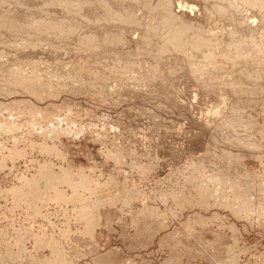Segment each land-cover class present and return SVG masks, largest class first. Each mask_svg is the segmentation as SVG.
<instances>
[{"label":"rangeland","instance_id":"rangeland-1","mask_svg":"<svg viewBox=\"0 0 264 264\" xmlns=\"http://www.w3.org/2000/svg\"><path fill=\"white\" fill-rule=\"evenodd\" d=\"M69 1L0 0V119L9 108L20 114L15 129L0 125V264H264V23L259 15L243 0H219L221 6L218 0ZM164 1L173 25L185 22L190 29L181 48L199 37L200 46L190 45L193 52L169 51L161 26L168 19L160 12ZM153 2H162L159 13ZM211 2L217 8H210ZM122 11L135 20L119 22ZM9 20L18 30H6ZM38 24L45 25L43 31ZM92 36L98 38L91 42ZM158 41L162 48L152 43ZM221 52L230 53L220 57ZM42 109L48 117L33 114ZM49 130L57 131L53 139L44 134ZM15 150L21 156L9 158ZM45 163L63 179L56 186L68 198L76 194L69 183L81 182L78 172L95 194L77 190L82 202L75 203L49 201L54 191L48 189L41 191L44 203L15 195L26 178L38 179ZM65 170L72 171L70 182ZM215 175H223V189L213 190L209 183V194L197 186ZM110 181L117 184L109 186ZM234 184L242 192L234 193ZM222 201L234 202L238 213ZM83 215L100 217L91 234L84 231ZM198 217L207 220L197 222Z\"/></svg>","mask_w":264,"mask_h":264},{"label":"bare ground","instance_id":"bare-ground-1","mask_svg":"<svg viewBox=\"0 0 264 264\" xmlns=\"http://www.w3.org/2000/svg\"><path fill=\"white\" fill-rule=\"evenodd\" d=\"M69 1V0H68ZM121 1V0H120ZM128 1H130V0H128ZM132 1V0H131ZM135 1V0H134ZM198 2H199V0H197ZM206 1H209V0H206ZM206 1H203V2H206ZM226 1V0H225ZM244 1V3H246L248 6H250V8L248 7V6H246L244 3V5L246 6V8L248 7L249 9H252V10H254V12L257 14V15H259V17L261 18V20L263 21V23H264V2L263 1H256V0H243ZM70 2V1H69ZM137 2V1H136ZM142 2V4H144L145 2L148 4V2H147V0L144 2V0L143 1H141ZM144 2V3H143ZM150 2V1H149ZM203 2H201L202 4H203ZM212 2H214L213 0H212ZM211 2V3H212ZM218 2H219V0H218ZM222 2H224V1H222ZM233 2V1H232ZM240 2H242V1H240ZM19 3V2H18ZM59 3V2H58ZM67 3V2H66ZM132 3V2H131ZM140 2H139V0H138V4H139ZM151 3V2H150ZM150 3H149V5H150ZM160 3H162V2H160ZM160 3H154L153 2V6L154 7H156L158 4H160ZM207 3H210V2H207ZM207 3H205V5L204 6H206V4ZM217 3V2H216ZM220 3V2H219ZM234 3V2H233ZM232 3V4H233ZM13 4V3H12ZM142 4H141V6H142ZM147 4H144V5H147ZM163 4H165L164 6H162L163 7V9L161 8V13L162 14H164V15H162V14H160V17H161V15L163 16V17H167L168 19L166 20V21H164L165 20V18L163 19V21H164V25L162 24L161 26H165V27H163V28H165V30L162 32V34L164 33V32H167L168 34H166L167 35V37L166 38H164L165 40H168V42L170 43V48H172V49H170V48H168V50L171 52V50H173V48H181V44H183L182 42L184 41V40H186V37H189L190 36V29H188V28H186V26H185V24L183 25L182 23V26H181V24H179V28H177V27H175V26H177V25H173V20H174V18H173V20H172V17H170V14L168 13L169 12V5H166V4H168V2H166L165 3V1L163 2ZM213 5L212 6H210V8L211 7H214V8H217V6L215 7V5H214V3H212ZM23 5V4H22ZM65 5V4H64ZM100 5V4H99ZM131 5V4H130ZM133 5V4H132ZM156 5V6H155ZM178 5V4H177ZM208 5V4H207ZM217 5H218V3H217ZM222 4L220 3V6H221ZM226 5V4H225ZM242 5V4H241ZM58 6V5H57ZM65 6H67V5H65ZM152 6V7H153ZM226 6H228V4L226 5ZM68 7H70V6H68ZM104 7H106V6H104ZM137 7H138V5H137ZM136 7V8H137ZM139 7H140V5H139ZM145 9H146V7L145 6H143ZM154 7H153V9H154ZM58 8H60L59 6H58ZM87 8V7H86ZM101 8V7H100ZM107 8V7H106ZM149 8H151V7H148L147 6V9L149 10ZM205 8V7H204ZM223 8V7H222ZM4 9V8H3ZM9 9V8H8ZM61 9V8H60ZM77 9V8H76ZM80 9V8H79ZM84 9V8H83ZM89 9V8H88ZM110 9V8H109ZM152 9V8H151ZM150 9V10H151ZM157 12H158V10H159V6H157ZM155 9V10H156ZM65 10V9H64ZM100 10H103V8H101ZM105 10V9H104ZM111 10V9H110ZM136 10H138V9H136ZM142 10V9H141ZM154 10V11H155ZM222 10V9H221ZM6 11V10H5ZM63 11V10H62ZM67 11V10H66ZM79 11V10H78ZM82 11V10H81ZM133 11V10H132ZM144 11H146V10H144ZM152 12H153V10H151ZM214 11V10H213ZM216 11V14H217V10H215ZM224 11H225V8H224ZM224 11H223V13H224ZM69 12V11H68ZM93 12V11H92ZM102 12V11H101ZM112 12V11H111ZM129 12V11H128ZM205 12V11H204ZM207 12V11H206ZM219 12V11H218ZM235 12V11H234ZM237 12V11H236ZM6 13V16H7V14H8V12L6 11L5 12ZM10 13V12H9ZM65 13V12H64ZM108 13V12H107ZM106 13V14H107ZM119 13H121V12H118V14ZM122 13H124V11H122ZM159 13V12H158ZM220 13V12H219ZM222 13V14H223ZM60 14V13H59ZM105 14V13H104ZM110 14V13H109ZM126 13H124V14H120V16H117V20H120L119 22H121L122 20H124L125 22L127 21H129L130 23L131 22H133L134 20H135V18L133 17V14L132 13H127L126 15H125ZM139 14V13H138ZM147 14V13H146ZM148 14H150L151 15V13H150V11H149V13ZM221 14V15H222ZM236 14V13H235ZM65 15L66 16H68L67 15V12L65 13ZM102 15V14H101ZM116 15H117V13H116ZM135 15V14H134ZM159 15V14H158ZM158 15H156L155 14V16H158ZM173 15H174V13H173ZM206 15V14H205ZM218 15V14H217ZM220 15V14H219ZM253 15V14H252ZM62 16H64V15H62ZM81 16V15H80ZM87 16V15H86ZM90 16V15H89ZM137 15H135V17H136ZM154 16V15H153ZM154 16V17H155ZM223 16V15H222ZM83 17V16H82ZM82 17H80V19L82 18ZM110 18L112 17V16H109ZM152 17V16H151ZM154 17H152V18H154ZM174 17V16H173ZM178 17V16H177ZM176 17V18H177ZM258 17V18H259ZM33 18V17H32ZM40 18V17H39ZM64 18H66L65 16H64ZM86 18H88V17H86ZM86 18H84L85 20H86ZM180 18V17H179ZM251 18H252V16H251ZM255 18V17H254ZM30 19V18H29ZM60 19V18H59ZM83 19V18H82ZM83 19V20H84ZM106 19H108V18H106ZM106 19H104L106 22H108V20H106ZM127 19V20H126ZM140 19V18H139ZM161 19V20H162ZM88 20V19H87ZM86 20V21H87ZM103 20V21H104ZM110 20V19H109ZM178 20V19H177ZM177 20H175V21H177ZM181 20V19H180ZM251 20V19H250ZM37 21H38V19L36 20V22L35 23H37ZM46 21V20H45ZM116 21V20H115ZM124 21H122V22H124ZM139 21H141V19L139 20ZM139 21H137V22H139ZM3 22V21H2ZM8 22V23H7ZM7 22H5V23H7V28L8 29H6V28H4L3 30H18V26H15L16 24H13L12 22H11V20H9V21H7ZM41 22H42V20H41ZM67 23H68V21H66ZM72 22V21H71ZM100 22H102V21H100ZM119 22H118V25H120L119 24ZM124 22V24L126 25L127 23H125ZM178 22H179V20H178ZM4 23V22H3ZM40 23V22H39ZM45 24H47V25H49L47 22H44ZM50 23H51V27H52V25H54V24H52V22L50 21ZM97 23V22H96ZM117 23V21L115 22V24ZM130 23H128V25H127V28H129L128 26H131V25H129ZM134 23H136V22H134ZM141 22H139V23H137V24H140ZM260 23V22H259ZM64 24V23H63ZM62 24V27L63 26H65V25H63ZM77 24H79V23H77ZM86 24H87V22H86ZM124 24L122 25V26H124ZM5 25V24H4ZM34 25H36L37 26V24H33V28H35L36 29V26H34ZM39 25V28H40V24H38ZM47 25H46V27H47ZM70 25H71V23H70ZM69 25V26H70ZM74 25V24H73ZM73 25H72V28H73ZM97 25V24H96ZM103 25H105V24H103ZM118 25H116V26H118ZM197 25V24H196ZM199 25V24H198ZM253 25H254V23H253ZM261 25H263V24H261ZM1 26V25H0ZM55 26V25H54ZM53 26V27H54ZM60 27H61V25H59ZM67 26V25H66ZM136 26H138V25H136L135 24V27ZM156 27H157V25H155ZM159 27H160V25H158ZM189 26V25H188ZM258 26V25H257ZM6 27V26H5ZM44 27H45V25H44ZM43 27V28H44ZM120 27V26H119ZM140 27H141V25H140ZM151 27V26H150ZM20 28V27H19ZM41 28H42V26H41ZM39 29V30H42L43 31V28L42 29ZM47 28H49V26L47 27ZM46 28V29H47ZM56 28H58V26H56ZM55 28V29H56ZM64 28V27H63ZM65 28H67V27H65ZM100 28V27H99ZM126 28V27H125ZM158 28V27H157ZM46 29H44V31L46 30ZM55 29H54V31H55ZM70 29V28H69ZM74 29V28H73ZM72 29V30H73ZM96 29V28H95ZM122 29H123V27H122ZM132 29H134V28H132ZM139 29H141V28H139ZM147 29H148V26H147ZM154 29H155V27H154ZM153 29V30H154ZM196 29V28H195ZM261 29V28H260ZM22 30V29H21ZM30 30V29H29ZM32 30V29H31ZM59 30V29H58ZM89 30V29H88ZM103 30V29H102ZM105 30V29H104ZM144 30V29H143ZM142 30V31H143ZM149 30H150V28H149ZM149 30H145V32L146 31H149ZM156 30V29H155ZM254 30V29H253ZM258 30V29H257ZM33 31V30H32ZM49 31H51V30H49ZM53 31V30H52ZM56 31H57V29H56ZM60 31V30H59ZM67 31V30H66ZM76 31V30H75ZM100 31V30H99ZM118 31V30H117ZM124 31V30H123ZM126 31V30H125ZM128 31V30H127ZM151 31H152V29H151ZM150 31V32H151ZM158 31V30H157ZM156 31V32H157ZM160 31H162V28H161V30ZM159 31V33H161ZM196 31V30H195ZM198 31H200V30H198ZM15 32H17V31H15ZM20 32V31H19ZM61 32V31H60ZM59 32V33H60ZM73 32V31H72ZM78 32V31H77ZM104 32V31H103ZM120 32H122V31H120ZM145 32H143V33H145ZM193 32V31H192ZM253 32V31H252ZM1 33V32H0ZM3 33V32H2ZM5 33H9L8 31L7 32H5ZM11 33V32H10ZM13 33V32H12ZM23 33V32H22ZM69 33V32H68ZM107 33H110V32H107ZM147 33V32H146ZM152 33V32H151ZM158 33V32H157ZM233 33V32H232ZM15 34V33H14ZM21 34V33H20ZM64 34V33H63ZM70 34V33H69ZM96 34V33H95ZM103 33H101V35H102ZM112 34V33H111ZM110 34V35H111ZM114 34V33H113ZM118 34V33H117ZM121 34H123V32L121 33ZM153 34H154V32H153ZM187 34V35H186ZM193 34V33H192ZM195 34V33H194ZM248 34V33H247ZM255 34V33H254ZM16 35V34H15ZM50 35V34H49ZM152 35V34H151ZM160 35V34H159ZM164 35V34H163ZM186 35V36H185ZM233 35V34H232ZM256 35H257V33H256ZM256 35H255V37H256ZM2 36H3V34H2ZM26 36V35H25ZM72 36H73V34H72ZM80 36V35H79ZM90 36V35H89ZM98 37H99V35H97ZM103 36V35H102ZM107 36V35H106ZM112 37H113V35H111ZM116 36H118V37H116V38H119V35H116ZM144 37H145V35H143ZM156 37H157V34L155 35ZM203 36V35H202ZM246 36H248V35H246ZM264 36V35H263ZM71 37V36H70ZM69 37V38H70ZM81 37V36H80ZM98 37H96V38H98ZM112 37H111V39H112ZM150 37V36H149ZM148 37V40L150 39ZM156 37H154V39H157ZM195 37V36H194ZM242 37V36H241ZM251 37H252V35H251ZM250 37V38H251ZM86 38H88V37H86ZM94 36H92V40H91V42L92 41H94V39H96V38H94ZM102 38V37H101ZM105 38H109V37H105ZM159 38H161V36L159 37ZM81 39V38H80ZM114 39V38H113ZM125 39V38H124ZM151 39H153V38H151ZM150 39V40H151ZM189 39H190V37H189ZM192 39H193V37H192ZM195 39V38H194ZM209 39V38H208ZM207 38H206V40H208ZM6 40H8V39H6ZM16 40V39H15ZM84 40V39H83ZM106 40H108V39H106ZM106 40H105V42H106ZM126 40V39H125ZM141 40V39H140ZM204 42H206L205 41V39L203 38L202 39ZM256 40V39H255ZM25 41V40H24ZM49 41V40H48ZM86 41V40H85ZM90 40H87L86 42H87V44L88 43H91V42H89ZM109 41H111V40H109ZM114 41H115V39H114ZM117 41V43H118V40H116ZM121 41V40H120ZM119 41V43H121ZM154 41V40H153ZM157 41V40H156ZM162 41H164V40H162ZM190 41V40H189ZM240 41V40H239ZM243 41V40H242ZM241 41V42H242ZM257 42L258 41H260V40H256ZM5 42V41H4ZM14 42V41H13ZM12 42V43H13ZM23 42V41H22ZM95 42H96V40H95ZM113 41H111V42H109V43H112ZM123 42V41H122ZM131 42V41H130ZM143 42L145 43L146 41H144L143 40ZM143 42H141V43H143ZM148 42V44L150 43L149 41H147ZM187 43V41H184V43ZM192 42V41H191ZM193 42H198V45L200 46V44H199V37H196V40L195 41H193ZM248 42V41H247ZM251 42V41H250ZM2 43V42H1ZM11 43V44H12ZM97 43V42H96ZM115 43V42H114ZM123 43H125V42H123ZM153 44H156V46L157 47H161L162 48V42L160 41H158V42H152ZM196 43H193L194 45H191V46H193L194 48H196L195 46L197 45ZM5 44V43H4ZM10 44V43H9ZM18 44V43H17ZM27 44V43H26ZM36 44H38V43H36ZM40 44V43H39ZM94 44V43H93ZM92 44V45H93ZM98 44V43H97ZM101 44V43H100ZM100 44H99V46H100ZM107 44V43H106ZM113 44V43H112ZM152 44V45H153ZM250 44V43H249ZM2 45V44H1ZM81 45V44H80ZM145 45V44H144ZM150 45V44H149ZM151 45V46H152ZM168 45V44H167ZM190 45H189V43H188V49H185L184 47H186L187 46V44H186V46H182V48L181 49H183L184 48V50H190L189 48H190ZM240 45V44H239ZM253 45V44H252ZM255 45H257V44H255ZM260 44H258L257 46H259ZM9 46V45H8ZM12 46V45H11ZM19 46V45H18ZM35 46V45H34ZM97 46V45H96ZM125 46H126V44H125ZM129 46V45H128ZM136 46V45H135ZM164 46H166V45H164ZM199 46H197V47H199ZM115 47V46H114ZM137 48H138V46H136ZM166 47H168V46H166ZM166 47L164 48V49H161V50H163V51H166ZM244 47V46H243ZM96 48V47H95ZM94 48V49H95ZM135 49L136 50V52H137V50H139L140 51V49H142V47L141 48H139V49ZM144 48V47H143ZM151 48H153V47H151ZM192 48V47H191ZM255 48V47H254ZM257 48V47H256ZM263 48H264V46H263ZM36 49V48H35ZM77 49V48H76ZM92 49V48H91ZM90 49V50H91ZM154 49V48H153ZM159 50H160V48H158ZM262 49V48H261ZM0 50H3V49H0ZM78 50V49H77ZM131 50V49H130ZM145 50V52H146V49H144ZM152 50V49H151ZM176 50V49H175ZM196 50V49H195ZM194 50V51H195ZM235 50V49H234ZM238 50V49H237ZM5 51V50H4ZM10 51V50H9ZM93 51H95L96 52V49L95 50H93ZM134 51V50H133ZM142 51V50H141ZM149 51V49H147V52ZM158 51V50H157ZM181 51V50H180ZM190 51H192V50H190ZM216 51V50H215ZM231 51V50H230ZM244 51V50H243ZM245 51H246V49H245ZM251 51V53H247V54H251L252 55V50H250ZM256 51V50H255ZM254 51V52H255ZM260 51V50H259ZM42 52V51H41ZM103 52H104V50H103ZM106 52V51H105ZM149 52H151V51H149ZM173 52V51H172ZM184 52V51H183ZM193 52V51H192ZM213 52V50H211V53ZM218 51H216V53H217ZM235 52V51H234ZM1 53V52H0ZM39 53H40V51H39ZM82 53V52H81ZM138 53V52H137ZM143 53V51L142 52H140V54L141 55H143L142 54ZM166 53V52H165ZM180 53V52H179ZM189 53V52H188ZM222 53V52H221ZM225 53H228V52H225ZM230 53V52H229ZM229 53L226 55H224V53H222L223 54V56H222V54L220 55V53L218 54V57H219V55H220V57H224V56H226V57H228L229 56ZM256 53V52H255ZM257 53H258V51H257ZM256 53V54H257ZM260 53V52H259ZM263 53H264V49H263ZM21 54V53H20ZM97 54V53H96ZM103 54V53H102ZM127 54V53H126ZM132 55H133V53H131ZM184 54V53H183ZM206 54H207V52H206ZM231 54H237L238 55V53H233V51H231ZM245 54V53H244ZM245 55L246 57H248V58H250V56L249 55ZM256 54H254L253 53V55H256ZM4 55V54H3ZM100 55H101V53H100ZM157 55V54H156ZM207 55H209V54H207ZM211 55H213V53L211 54ZM262 55V54H261ZM260 55V56H261ZM11 56V55H10ZM28 56V55H27ZM93 56H94V53H93ZM144 56H147L146 54L144 55ZM214 56V55H213ZM213 56H211V57H213ZM234 56V55H233ZM81 57V56H80ZM141 57V56H140ZM157 57V56H156ZM168 57V56H167ZM191 57H192V54H191ZM210 57V56H209ZM235 57H237V56H235ZM235 57H233L234 59H235ZM245 57V58H246ZM9 58V57H8ZM109 58H111V57H109ZM108 58V59H109ZM186 58V57H185ZM244 58V59H245ZM247 58V59H248ZM41 59V58H40ZM52 59V58H51ZM54 59V58H53ZM96 59V58H95ZM113 59V58H112ZM119 59V58H118ZM132 59V58H131ZM140 59V58H139ZM191 59V58H190ZM209 59H212V58H209ZM217 59V58H216ZM224 59V58H223ZM250 59H254V57H252V58H250ZM6 60H8V59H6ZM110 60V59H109ZM213 60V59H212ZM113 61V60H112ZM111 61V62H112ZM193 61V60H192ZM108 62V61H107ZM110 62V63H111ZM194 62V61H193ZM114 63V62H113ZM145 63V62H144ZM40 64H42V63H40ZM39 64V65H40ZM127 64H130V63H127ZM131 64L133 65L134 63H132L131 62ZM190 64V63H189ZM194 64V63H193ZM193 64H192V66H193ZM117 65V64H116ZM137 65V64H136ZM135 65V66H136ZM139 65V64H138ZM170 65V64H169ZM107 66H109V65H107ZM172 66V65H171ZM111 67V66H110ZM128 67V66H127ZM130 67H131V65H130ZM33 68V67H32ZM113 68V67H112ZM117 68V67H116ZM132 68V67H131ZM130 68V69H131ZM136 68V67H135ZM192 68V67H191ZM34 69V68H33ZM111 69V68H110ZM115 69V68H114ZM124 69H125V67H124ZM128 69V68H127ZM139 69V68H138ZM137 69V70H138ZM11 70V69H10ZM35 70V69H34ZM116 70V69H115ZM120 70V69H119ZM29 71V70H28ZM111 71V70H110ZM117 71V70H116ZM121 71H122V69H121ZM126 71V70H125ZM46 72V71H45ZM128 72V71H127ZM12 73V72H11ZM123 73H124V71H123ZM42 74V73H41ZM49 74V73H48ZM109 74H110V72H109ZM126 74V73H125ZM134 74V73H133ZM10 75V74H9ZM124 74H122V76H119V77H124L123 76ZM111 76V75H110ZM113 76V75H112ZM115 76V75H114ZM41 77V76H40ZM96 77V76H95ZM20 78V77H19ZM93 78V77H92ZM16 80V79H15ZM31 80V79H30ZM33 80V79H32ZM90 80V79H89ZM109 80V79H108ZM48 81V80H47ZM32 82V81H31ZM80 82V81H79ZM84 82V81H83ZM112 82V81H111ZM127 82V81H126ZM129 82V81H128ZM15 83V82H14ZM23 83V82H22ZM37 83V82H36ZM35 83V84H36ZM41 83V82H40ZM8 84V83H7ZM21 84V83H20ZM34 84V83H33ZM39 84V83H38ZM98 84V83H97ZM126 84V83H125ZM5 85V84H4ZM14 85V84H13ZM43 85V84H42ZM45 85V84H44ZM47 85V84H46ZM45 85V86H46ZM71 85V84H70ZM84 85V84H83ZM119 85V84H118ZM34 86V85H33ZM36 86V85H35ZM35 86H34V88H35ZM38 86V85H37ZM57 86V85H56ZM32 87V86H31ZM40 87V86H39ZM98 87V86H97ZM42 88V87H41ZM122 88V87H121ZM40 89V88H39ZM38 89V90H39ZM80 90V89H79ZM34 91H35V89H34ZM75 92H76V90H75ZM72 93V92H71ZM41 95H42V93H41ZM36 96H38V95H36ZM97 96V95H96ZM6 108H8V107H6ZM39 109V108H38ZM34 110V109H33ZM38 111H40V110H38ZM46 111H48V110H46ZM46 111H44L43 109H42V111L41 112H34L33 114H35V116L36 117H38L39 115L40 116H42V115H45V117H48V115H49V112H46ZM6 112H7V116L6 117H9L8 119L5 117L4 118V120H6L7 121V124H6V122H4V120L3 119H0V125L4 128V129H6L7 128V131L10 129H15L16 127L15 126H17L18 124L16 123V120H17V118L20 116V114H17L14 110H12V108H9V109H6ZM30 114V113H29ZM32 114V115H33ZM34 116V115H33ZM39 116V117H40ZM32 117V116H31ZM54 117V116H53ZM58 117V116H57ZM55 118V117H54ZM35 119V118H34ZM46 119V118H45ZM53 120V119H52ZM32 121V120H31ZM54 121V120H53ZM64 121V120H63ZM67 121V120H66ZM14 122V124L12 125V123ZM58 122V121H57ZM45 123H46V121H45ZM48 123V122H47ZM16 124V125H15ZM49 124V123H48ZM47 124V125H48ZM11 126V127H10ZM1 127V128H2ZM15 127V128H14ZM56 127V126H55ZM54 127V128H55ZM48 128V127H47ZM1 130H3V129H1ZM4 131H6V130H4ZM53 131V132H52ZM49 130V131H46V132H44V134H46L45 136H50V138H52L53 136L55 137V135H53V134H55L56 132L54 131V130ZM62 131V130H61ZM55 132V133H54ZM246 132V131H245ZM65 134H66V132H65ZM92 134V133H91ZM57 135V134H56ZM79 135V134H78ZM52 136V137H51ZM8 137V136H7ZM7 139V138H6ZM53 139V138H52ZM51 140V139H50ZM44 141V140H43ZM52 141V140H51ZM45 142V141H44ZM32 145V144H31ZM42 145V144H41ZM53 145V144H52ZM39 147V146H38ZM31 148H32V146H31ZM42 148H43V150L46 152H54V150H53V147H52V149L51 148H49L48 146H46V145H43L42 146ZM14 149V148H13ZM40 152V151H39ZM24 153V152H23ZM55 154V153H54ZM45 155V154H44ZM48 155V154H47ZM9 156V158H11V157H13V158H16V157H19V156H21V152L19 153L18 151H11V154H9L8 155ZM6 157V156H5ZM57 157V156H56ZM118 157V156H117ZM125 157V156H124ZM61 158V157H60ZM2 159H4V157L2 158ZM1 162V161H0ZM1 164H3V162L1 163ZM122 164V163H121ZM126 164V163H125ZM45 166L44 167H42L41 168V173H40V176L38 177V179L37 178H35V177H32V178H26L25 179V183H24V185H23V189H14V190H16V193H15V195H17V193L21 196H24V197H27L26 196V194H28V196H31L32 198H34L35 200L37 199V201H41V202H43L44 203V201L46 200V197L45 196H42V194H41V191H42V193H45L44 191H46L47 192V189L48 190H52V191H54V195L53 196H50V197H48L49 198V201H50V199H52V200H56V201H60V202H72V203H75L77 200H78V198H79V202H82V196H80L79 195V193L77 192V190H80V189H82V192L85 190V189H87L88 191V193H91V194H95V187L94 188H90V187H88L87 186V183H85V180H84V178L85 177H87V176H84V173L83 172H78L77 173V176L79 177V179L81 180V182H80V184H77L76 185V183H74V184H72V183H69V185L71 186V187H73V192L74 193H76V194H73V196H71V198H68L67 196H65L64 195V193H61V191L58 189V186H56V184H61L62 183V181L61 180H63V179H61L56 173H54L53 174V172H52V168H51V166L48 164V163H45L44 164ZM1 166V165H0ZM148 166H150V165H148ZM196 167V166H195ZM139 168H141V167H139ZM191 168V167H190ZM57 169H58V167H57ZM192 170H193V168H192ZM195 170V169H194ZM203 170V169H202ZM10 171V170H9ZM37 171V170H36ZM64 171V170H63ZM66 171V170H65ZM55 172V171H54ZM62 172V171H61ZM69 173H67V171H66V175H64V179H65V182H70L71 180L69 179V176L72 174V171H68ZM71 172V173H70ZM100 172V171H99ZM143 173H144V171H143ZM142 173V174H143ZM64 174V173H63ZM200 174V173H199ZM69 175V176H68ZM204 175V174H203ZM208 175V174H207ZM211 175V174H210ZM189 176H190V174H189ZM199 176V175H198ZM202 176V175H201ZM206 176V174L204 175V176H202V177H205ZM241 176V175H240ZM61 177H62V173H61ZM197 177V176H196ZM201 177V178H202ZM222 177H223V175H222ZM222 177H221V175H215V176H210V177H207L206 179L204 178V179H202L203 181H202V183H201V186H200V184L199 185H197V186H199L201 189H205V188H208V184L210 183L211 184V186L210 187H212L213 188V190L215 189V190H221V189H223L224 188V184H223V182L224 181H221V179H222ZM21 178V177H20ZM23 178V177H22ZM71 178V177H70ZM185 178V177H184ZM193 178V177H192ZM210 178V179H209ZM229 179V178H228ZM225 180V179H224ZM193 181V180H192ZM89 182V181H88ZM111 182V181H110ZM124 182V181H123ZM79 183V182H78ZM191 183V182H190ZM115 184V182H111V183H108V185L110 186H112V185H114ZM117 184V183H116ZM115 184V185H116ZM183 184V183H182ZM193 184V183H192ZM196 184V183H195ZM89 185V184H88ZM176 185V184H175ZM22 185H20V187H21ZM39 186H40V188H39ZM68 186V185H67ZM197 186H195L196 188H197ZM239 186V185H238ZM236 184H234L233 185V189H234V193H235V191H236V193H240V192H238L240 189H237V187H238ZM19 187V186H18ZM69 187V186H68ZM194 187V188H195ZM111 188V187H110ZM239 188V187H238ZM12 189V188H11ZM67 189V188H66ZM102 189V188H101ZM211 189V188H210ZM109 190V189H108ZM197 190V189H196ZM9 191V190H8ZM193 191V190H192ZM241 191V190H240ZM39 192H40V194H39ZM139 192V191H138ZM205 192H207V191H205V190H203V193L204 194H212L211 192H210V190H209V188H208V193H205ZM242 192V191H241ZM9 193V192H8ZM14 192H12V193H10V194H13ZM49 193V192H48ZM201 193V192H200ZM203 193H202V195H203ZM218 193V192H217ZM229 193V192H228ZM90 194V195H91ZM14 195V196H15ZM44 195H46V194H44ZM82 195V194H81ZM213 195H215V194H213ZM217 195V194H216ZM215 195V196H216ZM235 195H237V194H235ZM234 195V196H235ZM18 196V195H17ZM47 196V195H46ZM180 196H181V198H184L181 194H180ZM31 197H29L30 198V200H31ZM174 197H176V196H174ZM188 197V196H187ZM200 197H202L201 195H200ZM207 197V196H206ZM214 197V196H213ZM226 197H227V193H226ZM21 198V197H20ZM28 198V199H29ZM85 198V197H84ZM160 198V197H159ZM13 199H14V197H13ZM17 199V198H16ZM176 199H177V197H176ZM194 199V198H193ZM26 200H27V198H26ZM30 200L28 201V202H30ZM73 200V201H72ZM85 200V199H84ZM84 200H83V202H84ZM174 200H175V198H174ZM179 200V199H178ZM182 200V199H181ZM184 200V199H183ZM189 200H190V198H189ZM173 201V200H172ZM185 201H187V200H185ZM199 201V200H198ZM197 201V202H198ZM200 201H201V203H202V200L200 199ZM216 201H218L217 202V204H219V203H221L220 201L221 200H216ZM240 200H238V202H239ZM17 202H19V200L17 201ZM22 202V201H21ZM20 202V203H21ZM27 202V201H26ZM184 202V201H183ZM215 202V201H214ZM241 202V201H240ZM43 203H41V204H43ZM15 204V203H14ZM25 204V203H24ZM31 204H32V202H31ZM196 204H199V203H196ZM204 204V203H203ZM206 204V203H205ZM223 204H226V203H224L223 201H222V205ZM40 205V204H39ZM191 205V204H190ZM227 206H226V208L225 209H227V208H230V210H232V212H233V214L234 213H238L237 211H238V209H237V207H236V204L234 203V202H232V201H228V203L226 204ZM244 205H246V204H244ZM181 206V205H180ZM237 206H239V205H237ZM206 207V206H205ZM246 207H248V206H246ZM27 208V207H26ZM31 208H32V206H31ZM30 208V209H31ZM94 208H96V207H94ZM245 208V206L243 207V208H240V209H244ZM239 209V210H240ZM32 210V209H31ZM86 210V209H85ZM84 210V211H85ZM29 211V210H28ZM242 211V210H241ZM32 212V211H31ZM86 212H88V210L86 211ZM141 212V211H140ZM85 213V212H84ZM89 213V212H88ZM87 213V214H88ZM142 213V212H141ZM150 213V212H149ZM239 213H240V211H239ZM33 214V213H32ZM92 213L90 212V215H91ZM90 215L87 217V215L86 216H84L83 215V217H87V219L85 220V222H86V225H85V228H84V231H86L88 234H91L92 232H94V229L96 228V227H98L99 226V224H100V217H98L97 215H95L93 218H92V216L90 217ZM140 215V214H139ZM148 215H150V216H152V214L150 213V214H148ZM166 215V214H165ZM144 216V215H143ZM196 219H198L197 220V222H200V221H206L207 219H203L202 217H198V218H196ZM84 220V219H83ZM197 222H196V225H197ZM187 226V225H186ZM198 226V225H197ZM187 228V227H186ZM44 229V228H43ZM85 232V233H86ZM69 235V234H68ZM49 236V235H48ZM41 243V242H40ZM39 243V244H40ZM37 246L39 247V245L37 244ZM37 247V248H38ZM55 248V247H54ZM54 248H53V250H54ZM52 249V248H51ZM36 250V249H35ZM56 250V249H55ZM54 255H55V253L54 252H52ZM59 253V252H58ZM14 256V255H13ZM12 256V257H13ZM58 256V255H57ZM60 256V255H59ZM59 256H58V258H59ZM19 257V256H18ZM18 257H17V259H18ZM251 257V256H250ZM34 258V257H33ZM42 258H43V256H42ZM62 258V257H61ZM39 258H37V260H38ZM44 259V258H43ZM57 261V260H56ZM34 263V262H33ZM36 263V262H35ZM56 264V263H55Z\"/></svg>","mask_w":264,"mask_h":264}]
</instances>
